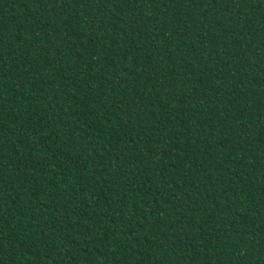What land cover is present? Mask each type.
Instances as JSON below:
<instances>
[{"label":"trees","instance_id":"trees-1","mask_svg":"<svg viewBox=\"0 0 264 264\" xmlns=\"http://www.w3.org/2000/svg\"><path fill=\"white\" fill-rule=\"evenodd\" d=\"M0 264H264V0H0Z\"/></svg>","mask_w":264,"mask_h":264}]
</instances>
